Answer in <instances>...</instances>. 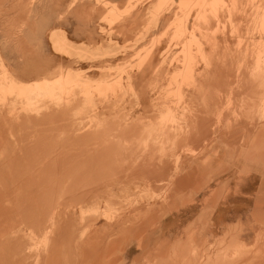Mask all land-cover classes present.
<instances>
[{"label":"rangeland","instance_id":"obj_1","mask_svg":"<svg viewBox=\"0 0 264 264\" xmlns=\"http://www.w3.org/2000/svg\"><path fill=\"white\" fill-rule=\"evenodd\" d=\"M37 2L0 0V192L15 190L5 202L37 189V174L51 172L45 158L87 156L65 160L57 172L63 183L47 186L61 214L75 211L69 228L62 218L60 264L69 235L70 264H264L262 226L252 240L229 234L171 249L160 230L179 194L182 155L203 151L188 139L197 138L203 110L208 117L215 108L204 94L223 101L211 113L218 126L264 120V0H129L123 12L90 0L94 42L67 47L52 41L54 27L86 0H44L41 15L32 16ZM54 6L57 15L47 11ZM28 20L35 25L25 26ZM130 21L139 24L119 26ZM5 67L28 70L18 77L30 83L8 89ZM54 113L60 118L48 117ZM50 147L55 152L45 154ZM72 179L80 192L65 194ZM46 235L25 236L28 264H39Z\"/></svg>","mask_w":264,"mask_h":264},{"label":"crops","instance_id":"obj_2","mask_svg":"<svg viewBox=\"0 0 264 264\" xmlns=\"http://www.w3.org/2000/svg\"><path fill=\"white\" fill-rule=\"evenodd\" d=\"M89 1L86 0L76 10L73 5L67 20H64L66 22L54 27L52 41L53 38L59 41L65 39L68 45L70 42L76 44L94 42L97 29L88 18L92 5ZM128 2L129 0H109V3L117 5L121 12L126 10ZM43 7L44 0H38L30 9L31 15H41ZM55 7L47 11L53 15L56 11ZM130 15L135 20L139 13L135 10ZM33 24L35 25L34 22ZM33 24L28 20L24 25L30 27ZM138 24L136 21H130L120 23L119 26L128 28L130 25ZM106 28L109 29L107 25ZM27 71H22L21 74L13 71L11 75L16 80L24 82L18 76L25 75ZM225 77L227 76L219 75V80L222 81L226 79ZM230 77L232 80L234 73H230ZM230 93L231 101L238 102L241 96L239 91L232 88ZM216 95L215 92L204 94V98L213 99L215 108L213 112L209 111L208 117L207 110H203L205 114L199 115L196 123L197 138L192 136L188 139V143H194L197 139L198 145L200 147L203 145V151L200 148L194 156L182 155L181 176L176 181L179 194L175 198L173 207L169 208L161 218V235L164 236V241L169 240V249L177 242L188 240L202 242L215 238H228L229 234L231 240H237L239 236L241 240H252L255 226L264 227V120L250 122L246 119L237 121L229 119L223 120L221 126H218L217 121L211 119V113H215L216 108L221 106L223 101ZM50 152L55 151L52 149ZM52 158H60V156H52ZM59 176L56 173L49 175L47 181L49 182L50 178L54 181V177L59 180ZM43 186L38 184L37 189L28 193L26 200L23 196L7 203L6 197L15 190H6V194L0 192V242L12 240L11 247H8L7 251L20 249L21 256H25L24 264H28L24 247L25 236L29 234L30 238L34 239L42 233H47L44 240L46 239L48 243L45 245L44 253L39 254L38 263L60 264L62 218L63 223L69 228L75 216V211L70 207L63 213L64 215L61 214L59 205L53 203L56 190L49 191L48 195L47 185ZM77 192L79 190L71 186L65 189V194ZM23 193L24 190L21 191V194ZM4 205L7 208H4ZM13 211H17L20 216H11ZM27 223L40 224V233L35 234L31 226L26 225ZM65 242V264H70L71 235ZM7 251L0 252L2 255L0 264H9L10 253Z\"/></svg>","mask_w":264,"mask_h":264},{"label":"bare ground","instance_id":"obj_3","mask_svg":"<svg viewBox=\"0 0 264 264\" xmlns=\"http://www.w3.org/2000/svg\"><path fill=\"white\" fill-rule=\"evenodd\" d=\"M28 22V21H27ZM53 41H54V44L56 45L57 43H58V41L59 40H56L55 38H53ZM60 43H61V45H62V47H67L68 46V43H67V41L65 40V39H62L61 41H59ZM63 44H64V46H63ZM6 68V67H5ZM6 70V73L4 74V79L6 78V79H9V81H8V89L10 88V90H14L15 88H17L18 86H21V85H28L29 83H25V82H21V81H19V80H16L12 75H11V73L8 71V69L6 68L5 69ZM0 90H1V87H0ZM257 106V105H256ZM54 111V110H53ZM59 114H56V113H54V114H50V115H48V117H53V118H60L59 116H58ZM62 118V117H61ZM63 120V119H62ZM54 131V130H53ZM52 131V132H53ZM58 131V130H57ZM70 135V134H69ZM49 136V135H48ZM171 136V135H170ZM47 137V136H46ZM65 139V138H64ZM55 140V139H54ZM69 141V140H68ZM41 145V144H40ZM43 147V146H42ZM59 147V146H58ZM69 147V146H68ZM97 147H99V146H97ZM57 148V147H56ZM64 148H65V146H64ZM67 148V147H66ZM59 149V148H58ZM57 149V150H58ZM68 149V148H67ZM73 149V148H72ZM52 149H51V147L49 148V149H46V150H44V153L45 152H48V153H50V151H51ZM76 150H78V149H76ZM84 150V149H83ZM78 150L77 151V153L78 154H84V153H86V151L84 150ZM109 150V149H108ZM54 151H55V149H54ZM69 151V150H68ZM102 151V150H101ZM57 152V151H56ZM89 152V151H88ZM87 152V153H88ZM110 152V151H109ZM53 153V152H52ZM63 153V152H62ZM46 154V153H45ZM103 154V153H102ZM118 155V154H117ZM47 156V155H46ZM57 156V155H56ZM74 156H75V154H74ZM100 156V155H99ZM98 156V157H99ZM97 157V159H99V160H104V158H98ZM112 158V157H111ZM86 159H88V157L87 156H85V157H72L71 155L69 156V157H65V156H60V158H52V157H49L48 158V160H51L52 162L50 163V164H48V165H44V168H46V169H49L51 172H43V173H39V174H37V176H41V178H40V180H38V184H40V186H42V185H44V186H49V184H50V186H56L57 184H59V182L60 181H62L61 180V177L64 175L63 173H57L58 172V168L59 169H63V168H66L67 166H65V162L67 163V161H65V160H68V162H69V160H86ZM94 159V158H93ZM105 160L107 161V159L105 158ZM65 161V162H64ZM95 161H97L96 159H95ZM94 161V162H95ZM42 162V161H41ZM72 162V161H71ZM93 162V161H92ZM73 163V162H72ZM90 163V162H89ZM107 163H108V161H107ZM67 164H69V163H67ZM80 164H81V162H80ZM83 164V163H82ZM85 164V163H84ZM83 164V165H84ZM77 165H78V162H77ZM91 165H92V163H91ZM100 165V164H99ZM107 165V164H106ZM105 165V166H106ZM70 166V165H69ZM81 166V165H80ZM84 166H88V164L87 165H84ZM13 167V166H12ZM75 167H76V165H75ZM83 167V166H82ZM108 167V166H107ZM72 168H74V167H72ZM79 168V167H78ZM86 168V167H85ZM91 168V167H90ZM90 168H87V169H89V171H91L90 170ZM87 169H84V170H87ZM63 170H65V169H63ZM83 170V171H84ZM93 170L95 171V169H92V172H93ZM60 171V170H59ZM67 171V170H66ZM81 171H82V169H81ZM88 171V170H87ZM86 171V172H87ZM85 172V171H84ZM56 173V175H60L59 176V180L56 178V177H54V181L53 180H51V178H50V181L48 182L47 181V177L49 176V175H53V174H55ZM87 173H89V172H87ZM152 173V172H151ZM82 174V173H81ZM96 173H94V175H95ZM98 174V173H97ZM99 174H101V173H99ZM79 176V174H76V176ZM84 175H85V173H84ZM93 175V174H92ZM75 176V177H76ZM88 176V175H87ZM91 176V175H90ZM158 176V175H157ZM43 177V178H42ZM72 177V176H71ZM82 177H83V174H82ZM97 177V176H96ZM73 178V177H72ZM87 178V177H86ZM90 178V177H89ZM75 179H77V178H75ZM81 179V178H80ZM94 180V179H93ZM30 181L29 180H22V181H20L19 182V184H20V186H22V185H25V184H28ZM92 182V181H91ZM62 183H63V181H62ZM80 182H78V181H76V180H71V181H69L68 182V187H74L75 185H78ZM37 184V185H38ZM43 186V187H44ZM49 186V187H50ZM53 187V188H54ZM83 187V186H82ZM99 187V186H98ZM73 190V189H72ZM79 190V189H78ZM49 191H52V189H49L48 190V195H49ZM68 191V190H67ZM80 192V191H79ZM52 193V192H51ZM42 194V193H41ZM35 195V194H34ZM36 195H37V193H36ZM24 197H25V200H26V198L29 196V194H25L24 193V195H23ZM43 196V195H42ZM51 196V195H50ZM48 198V197H47ZM76 198V197H75ZM28 199V198H27ZM26 203H27V201H26ZM56 206V205H55ZM51 207V206H50ZM4 208H7L5 205H4ZM44 210V209H43ZM42 210V211H43ZM0 212H1V209H0ZM5 212V211H4ZM3 212V213H4ZM174 212V211H173ZM36 213V212H35ZM65 213V212H64ZM2 214V213H1ZM2 215H4V214H2ZM38 215V214H37ZM36 215V216H37ZM64 215V214H63ZM167 215V214H166ZM31 217V216H30ZM23 218V217H22ZM36 218V217H35ZM44 218H46V217H44ZM43 219V218H42ZM33 221V220H32ZM37 221V220H36ZM44 221H45V219H44ZM186 221V220H185ZM186 224V223H185ZM26 225H29V226H31L30 228L31 229H33V232L35 233V234H38V233H40V231H41V226H40V224H38V223H32V224H29V223H27ZM42 225V224H41ZM153 226V225H152ZM184 227V226H183ZM46 228V227H45ZM152 228V227H151ZM51 230V229H50ZM57 232V231H56ZM187 233V232H186ZM194 233V232H193ZM43 234V233H42ZM59 234V233H58ZM191 235V234H190ZM51 236V235H50ZM189 236V235H188ZM61 237V236H60ZM12 240H9V241H5V242H0V252H6L7 251V248L8 247H11V242ZM18 245V244H17ZM136 245H138V244H136ZM135 245V246H136ZM9 251V252H8ZM7 252L8 253H10V255H9V264H24V262H25V256L24 257H22L21 256V254H20V249H19V251H17V250H15V249H13V250H8ZM11 253H13L15 256H16V261L15 260H11L10 259V256H11ZM5 254V253H4ZM12 254V255H13ZM2 257V255L0 254V258ZM250 257V256H249ZM253 258V257H252ZM237 260V259H236ZM248 260V259H247ZM262 260V259H261ZM211 261V260H210ZM241 261V260H240ZM246 261V260H245ZM263 261V260H262ZM253 262V261H252ZM260 262V261H259ZM130 263V262H129ZM254 263V262H253ZM257 263V262H256ZM250 264V263H249Z\"/></svg>","mask_w":264,"mask_h":264}]
</instances>
